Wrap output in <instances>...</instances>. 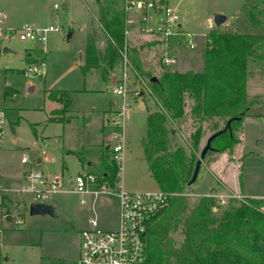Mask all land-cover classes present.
Segmentation results:
<instances>
[{"label":"rangeland","instance_id":"obj_1","mask_svg":"<svg viewBox=\"0 0 264 264\" xmlns=\"http://www.w3.org/2000/svg\"><path fill=\"white\" fill-rule=\"evenodd\" d=\"M167 1L178 8L183 26L193 35L195 43L193 49L187 48L184 41L176 45V63H165L169 70L203 69L202 54L216 15L227 17L226 23L220 26L226 31L264 34V12L259 15V25L248 16V9L255 5L260 8L264 0ZM56 3L59 8H55ZM116 3L121 9L125 7V0H116ZM0 14L5 16L9 29L25 24L59 29L48 34L46 44L21 41L16 34L0 40V107L8 113L5 139L0 147V264H78L81 232L87 227L88 219L97 216L103 228H117L118 199L111 198L108 206H93L92 203L86 208L79 194L64 190L42 201L54 208V215L32 216L29 206L34 197L21 193L20 189L24 173L32 168L31 162L36 161V169L48 177L60 174L70 181L87 168L78 155L69 150L81 152L88 159L100 160L102 148L115 143V128L108 121L114 113L106 109L113 102L118 106L122 103L112 88L124 70L122 52L125 47L121 49L116 76L108 77L101 68H87L90 29L95 28L91 34L97 38L99 48L105 47L96 0H0ZM134 18L137 21L128 25L135 26L137 32L128 29L127 37H132L135 44H146L147 59L160 69L169 45L157 33H148L142 28L139 31L140 16L137 14ZM150 26L155 27L156 23ZM70 31L72 36L68 38ZM4 47L12 52L5 53ZM31 49H43L45 53L28 60L27 53ZM32 64L40 65L39 74L26 77L24 69ZM129 75L120 184L131 192L156 191L160 187L150 175L141 144L147 131V100L139 96L141 85L135 83L134 72ZM52 90H66L72 96L73 111L64 121L50 119L52 112L61 107L49 98ZM248 94L249 100L257 102L244 119L240 131L242 141L233 155L224 151L203 159L196 183L187 190L190 197L213 194L222 204L231 196L238 199L264 197V66L255 62L249 65ZM187 103L190 108V100ZM88 114L92 115L90 122ZM196 126L197 123L189 119L175 127L174 142L189 147ZM210 135L208 132L202 139L198 152L190 151L195 154L196 161ZM23 157L30 163H23Z\"/></svg>","mask_w":264,"mask_h":264},{"label":"trees","instance_id":"obj_2","mask_svg":"<svg viewBox=\"0 0 264 264\" xmlns=\"http://www.w3.org/2000/svg\"><path fill=\"white\" fill-rule=\"evenodd\" d=\"M96 1L100 31L106 42L102 41L105 47L100 49L97 38L90 35L86 66L101 68L110 77L121 60V49L127 45L136 72L135 83L141 85L138 92L143 91L142 97L147 100V131L141 141L144 156L151 177L170 195L168 205L147 225L144 264H264V197L231 196L222 204L213 194H187L198 161L190 151L198 152L208 132L212 135L223 130L232 119L230 128L212 141L206 157L224 151L233 155L242 141L244 119L257 102L249 100V65L255 62L264 66V34L226 31L215 26L207 34L201 71L169 70L164 62L158 69L147 59L146 44H135L132 37H127L128 29L137 30L128 25L125 7L117 6L116 0ZM256 6L248 9V16L259 25L264 5ZM144 25L141 21L139 31ZM163 42L169 45L165 50L175 55L174 48L183 43V37ZM44 53L43 49H31L27 59L35 60L36 55ZM49 98L62 104L50 119L66 120L72 112L71 94L52 90ZM189 119L197 126L187 147L174 142L173 137L175 127ZM68 152L76 153L86 172L96 175L100 182L114 185L118 181L120 167L111 148H102L100 160L88 159L75 150Z\"/></svg>","mask_w":264,"mask_h":264},{"label":"built area","instance_id":"obj_3","mask_svg":"<svg viewBox=\"0 0 264 264\" xmlns=\"http://www.w3.org/2000/svg\"><path fill=\"white\" fill-rule=\"evenodd\" d=\"M64 1V0H63ZM58 3L55 8H59ZM127 23L137 21L134 15H139L145 23L142 30L148 33H157L164 39L183 37L187 48H195L193 35L186 31L182 25V16L178 8L163 3L161 0H125ZM156 23L155 27H151ZM212 23L211 28H214ZM54 26L42 28L25 24L19 28H7L5 16L0 14V40L10 39L16 34L21 41H36L46 44L48 34L57 31ZM129 31H126V35ZM124 70L113 82V94L120 97L122 103L118 106L110 121L114 126L115 143L111 145L114 159L120 167L119 179L114 185L100 182L96 175L79 172L68 181L64 175L48 177L36 169L37 162H31L32 168L24 173V183L21 193L30 194L34 197L32 202L42 203L50 196L59 191H70L81 196V204L86 208L93 203L108 206L111 198H117L119 202V223L115 229H105L101 226L98 217H90L87 227L81 232V251L78 264H144L146 260V234L149 221L160 213L169 201V193L159 189L156 191L131 192L124 189L120 184L122 159L124 156L125 142V112L129 106L130 73L134 72L133 65L128 58V48L123 52ZM163 61L166 64L176 63L174 55L166 52ZM40 65L32 64L24 69V75L39 74ZM8 122L6 109L0 107V147L5 139V130ZM23 163H30L27 157H23ZM39 162V161H38ZM224 204V203H223Z\"/></svg>","mask_w":264,"mask_h":264},{"label":"water","instance_id":"obj_4","mask_svg":"<svg viewBox=\"0 0 264 264\" xmlns=\"http://www.w3.org/2000/svg\"><path fill=\"white\" fill-rule=\"evenodd\" d=\"M226 21H227V17L223 14L216 15L214 18V23H215L216 27H220V26L224 25L226 23ZM67 36H68V38H70L72 36V32L70 31ZM3 51L5 53L6 52H12V50L9 47H4ZM143 94H144L143 91H141L139 93L140 96H142ZM231 122H232V119L228 122L226 128H224L223 130H220L216 133H213L212 135L209 136V138L207 139L206 145L204 146V148L201 152V157L196 162V166H195L193 175L188 182V186L193 185L197 181L201 167H202L203 159L206 157L208 151L212 148V141L216 137L221 135L223 132H225L227 130V128H230ZM107 148H109V146H107ZM29 211H30V214L32 216H34V215H46V214L54 215V208L51 205H48L45 203L32 202L29 206Z\"/></svg>","mask_w":264,"mask_h":264},{"label":"crops","instance_id":"obj_5","mask_svg":"<svg viewBox=\"0 0 264 264\" xmlns=\"http://www.w3.org/2000/svg\"><path fill=\"white\" fill-rule=\"evenodd\" d=\"M215 24V23H214ZM182 25H183V23H182ZM94 27V26H93ZM92 27V28H93ZM184 27V26H183ZM95 29V28H94ZM94 29H92V30H94ZM91 29H90V32H89V37H90V35H91V31H92ZM116 68H115V70L111 73V75H110V77L112 78V77H114V76H116ZM57 102V101H56ZM57 103H59V102H57ZM60 105H62L61 103H59ZM118 107V105H117V103L116 102H113V104H112V106H110V108H108V109H106V111L108 110V113H109V110H111L113 113H114V110L116 109ZM60 108V107H59ZM73 111V110H72ZM82 115H84V114H82ZM148 115V114H147ZM86 117H89L88 119H87V121H89L90 122V118L92 117V115L91 114H88ZM109 117V116H108ZM107 117V118H108ZM84 119H85V116H84ZM88 125H90L89 123H88ZM124 142H125V136H124ZM109 146V148L111 147V145H108ZM39 162L41 161L40 159L38 160ZM238 193H242L243 194V192H238ZM204 194V193H203ZM244 195V194H243ZM245 196V195H244Z\"/></svg>","mask_w":264,"mask_h":264}]
</instances>
